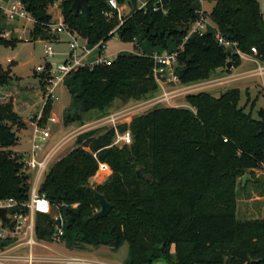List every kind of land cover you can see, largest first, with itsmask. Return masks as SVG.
Returning <instances> with one entry per match:
<instances>
[{
  "label": "trees",
  "instance_id": "obj_1",
  "mask_svg": "<svg viewBox=\"0 0 264 264\" xmlns=\"http://www.w3.org/2000/svg\"><path fill=\"white\" fill-rule=\"evenodd\" d=\"M21 1L35 20L32 40L55 39L49 29L53 20L49 9L60 1L65 25L90 47L100 43L103 47L117 33L123 43H134L144 35L152 49L172 50L199 18L196 0H164L168 15L131 12L114 32L119 22L109 0H88L92 24L84 13L71 11L74 0ZM127 1L118 0L121 5ZM213 1L209 17L234 46H220L211 29L203 36H192L179 55L177 74L182 84L207 80L229 62L239 67L237 51L264 62V17L258 0ZM18 42L5 37L0 27V46L14 47ZM153 69L151 53L120 54L111 65L80 68L68 75L65 84H79L80 90L73 92L81 112H103L116 100L137 102L157 93ZM14 78L10 66L0 64V200L21 205L29 200L30 177L24 172L22 156L12 150L19 140L14 127H26L14 107L20 95L11 86ZM240 101V90L232 89L219 98L208 92L188 95L186 102L195 112L155 108L118 127L121 132L129 128L133 135V144L122 148L112 146V127L101 135L88 133L85 142L80 136L78 146L53 165L40 188L67 217L64 239L78 250L127 243L128 264H264V221L239 223L234 192L225 187L235 178L233 172L264 166V108L254 119L239 107ZM51 102L44 107L43 125ZM100 163L107 164L112 174L96 189L112 204V211L107 218L96 219L100 205L88 187ZM141 168L144 172L139 176ZM73 205L77 206L71 209ZM48 217L36 216L40 241L51 240L53 221ZM9 244L0 240V249Z\"/></svg>",
  "mask_w": 264,
  "mask_h": 264
},
{
  "label": "rangeland",
  "instance_id": "obj_2",
  "mask_svg": "<svg viewBox=\"0 0 264 264\" xmlns=\"http://www.w3.org/2000/svg\"><path fill=\"white\" fill-rule=\"evenodd\" d=\"M128 1L122 5V7H126L123 12L125 16L130 15L132 12L130 9V2ZM258 2L264 17V0H258ZM214 6L215 2L210 1L206 2L202 7L209 15ZM49 11L52 15L53 21H58V18H60V16L62 17L60 1L50 7ZM210 25L214 26V23L211 20ZM0 27L4 29L5 37L8 39L19 40L14 47L0 46V64L4 68L10 66L12 75H15L11 86L17 87L20 90L21 95H18V97L21 98L22 101H20L18 112L21 113L20 117L24 122L30 113H37L41 110L47 93H49V85L42 75L36 71L37 67L45 66L47 63V59L44 54L45 45L49 41L52 42L57 56H55L51 62L53 64H58L64 59L62 55L68 51L67 43L71 41L73 37L78 38V35L71 34L67 27L68 31L66 30L59 34L54 40H32V23L25 25L20 23L12 24L6 19H2L0 20ZM79 42L84 44L82 38H79ZM105 47L103 58H107L109 60H115L120 54H142L144 52L152 54L157 51L150 47L149 43L144 38V35H142V37L134 43H123L116 33L111 40L106 43ZM98 53V51L94 52L87 62L95 61L98 57ZM239 57L241 59V65L237 68L232 67L231 69H218L210 76L209 79L199 82L190 84H171L169 86H165V89L159 87L157 93L145 98L142 101H130L128 103H123L120 100H116L108 111L103 112H81L75 103L74 95V92L76 93L80 90L79 84L73 81L61 84L56 89L54 94L55 98L52 99L51 102L52 107L50 115L57 117L59 120L57 124L51 125L52 145L61 140L67 139L64 141L65 145L59 152L56 162L65 157L69 152L78 146L77 140L80 136L82 137L83 142H85L88 133L100 131L97 134L101 135L106 129L113 127V124L108 121L109 117L112 115L118 116L116 125L121 126L130 125L136 116L145 114L158 107L184 108L195 112V110L186 102V97L200 92H208L214 97L219 98L222 94L229 90L239 89L241 92L239 107L244 108L246 113H251L252 117L257 119L258 111L264 108V74H256V71L259 65L264 67V62L256 59L254 56H249L242 52ZM230 58L232 59V56ZM9 59H14L15 63L12 62V64L9 65ZM164 92L175 93L172 94L173 98L169 101L160 102L159 99H161ZM23 98L25 99L23 100ZM23 101L25 103L30 102L31 105V108L25 113H22L26 107V104H23ZM14 131L16 132L19 140L18 144L13 147L12 150L26 155L31 151L32 147V128L26 124V127L22 129L14 127ZM212 155L215 156V153L213 152ZM220 158H222V155ZM233 173L236 175L235 178L230 182V184L226 183L225 187H229V190L234 192L235 214L237 221L239 223L264 221V166L256 170L242 169ZM246 175H250L251 178H248L244 184L242 179ZM105 182L106 181L94 182L92 180V187L96 188L97 186L103 185ZM74 208L76 207L73 205L71 209ZM58 215L62 216L63 222L66 226L67 217L64 214H61L59 210H57V207H54L53 215L48 218L52 220L53 217ZM41 229H44V227L41 226ZM72 235H75V230L70 231V238H72ZM37 240L40 241L39 239ZM40 243L42 246L34 247V257L37 259L50 260L55 257L64 258L66 260L61 262V264H66V261L71 258H82L75 254L76 250L72 246V242L66 239H62L59 242H52L50 240ZM103 250L108 251V255L102 258L116 264H125V261L128 258V244H124V246L118 251H113L109 248H104ZM23 254L28 256V249H25ZM89 263L101 264L95 262L94 260L89 261ZM9 264L27 263L20 261ZM35 264L50 263L35 262ZM162 264L166 263L163 262Z\"/></svg>",
  "mask_w": 264,
  "mask_h": 264
},
{
  "label": "built area",
  "instance_id": "obj_3",
  "mask_svg": "<svg viewBox=\"0 0 264 264\" xmlns=\"http://www.w3.org/2000/svg\"><path fill=\"white\" fill-rule=\"evenodd\" d=\"M196 1L198 4L196 13L199 15V18L196 21L190 23L187 36L180 43V45L172 50H157L151 54L154 62V78L158 86L162 89H165V86H169L171 84L176 85L180 83L179 76L177 74L179 55L184 51L185 44L192 36H203L211 29L215 33L216 41L220 46L225 48H231L234 46V44L227 41L220 34L215 25H210L211 19L202 6L206 2L213 0ZM108 3L112 9V13L117 14L119 25L114 30V32H116L121 26L124 25L130 15H124L123 12L125 11L126 7H122L118 0H109ZM130 6L131 11L134 12L131 3ZM138 11H143L145 13L148 11H153L155 13L168 15L169 8L168 4L164 0H138ZM0 15H2L4 19L8 20L12 24L20 23L25 25L32 23L33 26L35 24L33 16L27 11L21 0H0ZM108 16L112 17V14ZM49 29L50 34L53 37H58L59 34L67 30V26L65 25L63 18H60L56 22L52 21V23L49 25ZM79 38L80 37H73L71 41L67 43L68 51L62 55L64 59L58 64H53L51 62V60L57 56V54L53 48L52 42H47L44 49L47 63L45 66H39L36 69V71L45 78V81L49 85V93H47L41 112L37 114V116L30 118V126L32 128L31 151L26 155L19 153V155L22 156L24 172L30 177L29 200L21 205L16 203L14 200H0V208L10 209L12 207H18L17 212L7 215L8 220L6 224H4L0 219V240L10 242L8 246L0 249V264H9L20 261H24L27 264H35V262L61 264V262L66 260L64 258L57 257L50 260L37 259L34 257V247L42 246L40 241L37 240L36 216L38 214H42L51 217L54 213V206L44 194L40 193V188L51 168L56 163V158L65 145L64 141L67 139L66 138L52 145L51 125L57 124L59 120L57 117L50 115L47 118L46 123L43 125V110L47 101L55 98L54 94L56 89L61 84L65 83L68 75L76 72L82 67L111 65L114 61L103 58L106 45L101 47L102 44L100 43L94 47H90L87 41L84 39V44L80 43ZM100 50L102 51L100 52ZM96 51L99 52L97 59L93 62H87L91 55ZM252 53L253 55H257V49L253 48ZM237 54L240 56L241 52L237 51ZM8 62L12 63L13 60L9 59ZM256 74H264V67L259 65ZM175 92H164L159 101H169L173 98L172 94ZM117 120V115L110 116L108 120L113 124L112 128L115 130V138L112 146L122 148L124 146L132 145L133 135L131 130L128 128L125 132H121L118 128L119 126L116 125ZM104 164L105 163H100L99 170L107 169ZM74 206L76 207L77 205ZM52 221L53 232L50 239L52 242H59L64 239L66 234L65 224L61 215L53 217ZM19 249H28L29 255L24 257L16 254V251ZM66 262V264H90L89 262L78 258H71Z\"/></svg>",
  "mask_w": 264,
  "mask_h": 264
},
{
  "label": "crops",
  "instance_id": "obj_4",
  "mask_svg": "<svg viewBox=\"0 0 264 264\" xmlns=\"http://www.w3.org/2000/svg\"><path fill=\"white\" fill-rule=\"evenodd\" d=\"M49 13H50V11H49ZM51 14V13H50ZM60 18H62L61 16H60ZM60 18H58V20L60 19ZM53 21V20H52ZM16 27V26H15ZM13 60V63H15V60L14 59H12ZM9 63V62H8ZM11 63H9V65H10ZM15 76V75H14ZM3 94H5V96L6 97H8V96H10L8 93H3ZM21 95V94H20ZM19 95V96H20ZM25 98H23V100H24ZM20 101H22L21 100V98H19L18 96H16L15 97V99H14V107H15V111L19 114V116H21V113H19L18 112V108H19V106H20ZM43 101H44V99H43ZM23 104H26L25 106V110H23V112L22 113H25V112H27L30 108H31V105H30V102H24L23 101ZM44 105V104H43ZM43 105H42V108H43ZM24 107V106H23ZM42 108H41V110H42ZM41 110L39 111V112H37V113H30L29 114V116H28V118L26 119V120H24V122L27 124V126H30V118L31 117H33V116H37V114H39L40 112H41ZM128 122V121H127ZM17 152V151H16ZM17 153H21V152H17ZM106 167H107V169H105V172H102L101 170H99L98 172H97V174H96V176L94 177V178H92V180L94 181V182H99V181H107V179L110 177V175L112 174V171H111V169H110V167L108 166V165H106V164H104ZM40 242H45V241H40ZM124 244H127V243H124ZM124 244H122L120 247H118V248H116V247H114V246H112V245H101V246H95V245H90V246H86L83 250H78V249H76V248H74L75 250H76V255L77 256H79V257H82V258H78V259H81V260H84V261H87V262H89V261H95V262H98V263H101V264H116V263H114V262H111V261H109V260H107V259H105V258H102V257H104V256H107L108 255V251H104L103 249L104 248H109V249H111V250H113V251H118L121 247H123L124 246ZM128 248H129V245H128ZM24 250L25 249H19V250H17L16 251V254H18V255H21V256H24V257H26L24 254H23V252H24ZM101 256V257H100ZM130 257H131V253H130V248H129V250H128V258H127V260L125 261V264H128L129 263V261H130ZM163 262H159V263H157V264H162Z\"/></svg>",
  "mask_w": 264,
  "mask_h": 264
},
{
  "label": "water",
  "instance_id": "obj_5",
  "mask_svg": "<svg viewBox=\"0 0 264 264\" xmlns=\"http://www.w3.org/2000/svg\"><path fill=\"white\" fill-rule=\"evenodd\" d=\"M133 11L137 12L138 11V0H129ZM71 11L75 14L78 15L80 12L84 13L87 17V20L89 23H93V18H92V13H91V7L89 6L88 0H74L72 3ZM227 68L231 69L232 68V62H229L227 64ZM144 170L141 168L138 170V175L142 176ZM251 178L250 175H246L243 177L242 181L245 184L247 179ZM154 181L153 178L149 180V182L152 184ZM88 191L93 194L94 198L98 201L100 205V210L94 215V218L96 219H103L107 218L111 211H112V204L107 200L104 194L100 193L95 187H88ZM18 211V207H12L10 209H5V208H0V219L4 224L7 223V215L8 214H13Z\"/></svg>",
  "mask_w": 264,
  "mask_h": 264
}]
</instances>
